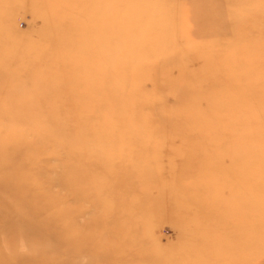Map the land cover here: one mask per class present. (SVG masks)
Returning <instances> with one entry per match:
<instances>
[{"label":"rangeland","instance_id":"1","mask_svg":"<svg viewBox=\"0 0 264 264\" xmlns=\"http://www.w3.org/2000/svg\"><path fill=\"white\" fill-rule=\"evenodd\" d=\"M262 1L0 0V264H264Z\"/></svg>","mask_w":264,"mask_h":264},{"label":"bare ground","instance_id":"2","mask_svg":"<svg viewBox=\"0 0 264 264\" xmlns=\"http://www.w3.org/2000/svg\"><path fill=\"white\" fill-rule=\"evenodd\" d=\"M263 2V4H264V0L262 1ZM9 113L11 114V115H14V114H16L15 113V111H9ZM24 114H25V116L26 117H29V118H31L32 119V121L33 120H36V118H38V113L36 112H34V114L33 113H31L30 111H24ZM6 118V112H4V111H0V119H2V120H4ZM72 126V125H71ZM40 127V126H39ZM69 129V128H68ZM36 131V133H35V135H34V137L35 136H38L37 137V139L35 138V140H37V142L39 143V145L41 144V142L39 141V138H45V139H48V137L46 136V135H41L42 133L39 131V129H36L35 130ZM83 131V130H82ZM75 132V131H74ZM85 132V131H84ZM136 134V133H135ZM2 137H1V140L2 141H4V143L2 144V146H0V160H5L6 159V154L8 155L9 154V152L11 151V150H13L15 147L14 146H16V144L15 143H13L12 142V144L9 146V147H7L6 148V140H4V139H6V136H4V135H1ZM50 137H51V135H50ZM49 137V138H50ZM51 140H53L54 142H56V140H55V138L52 136L51 137ZM61 143L63 144V142L61 141ZM55 144V143H54ZM57 144V143H56ZM12 178V180L13 181H20L21 180V177H18V178H13V177H11ZM22 181V180H21ZM10 183H11V180L8 178L7 180H6V176L5 177H1L0 176V185L1 186H3V187H10V186H8V184L10 185ZM29 187H30V185H29ZM21 188H23V186L21 187ZM24 188H25V186H24ZM24 188H23V190H24ZM23 190L21 191V193L23 192ZM27 196V195H26ZM25 196V197H26ZM37 233H39V231L37 232ZM39 235H41V233H39Z\"/></svg>","mask_w":264,"mask_h":264}]
</instances>
